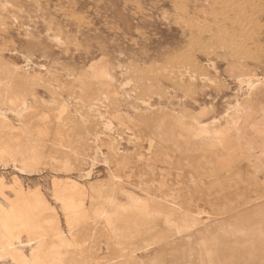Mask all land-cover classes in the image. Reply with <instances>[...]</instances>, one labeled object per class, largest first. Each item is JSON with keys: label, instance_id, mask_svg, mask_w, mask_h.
<instances>
[{"label": "rangeland", "instance_id": "rangeland-1", "mask_svg": "<svg viewBox=\"0 0 264 264\" xmlns=\"http://www.w3.org/2000/svg\"><path fill=\"white\" fill-rule=\"evenodd\" d=\"M0 264H264V0H0Z\"/></svg>", "mask_w": 264, "mask_h": 264}, {"label": "bare ground", "instance_id": "bare-ground-1", "mask_svg": "<svg viewBox=\"0 0 264 264\" xmlns=\"http://www.w3.org/2000/svg\"><path fill=\"white\" fill-rule=\"evenodd\" d=\"M250 1V0H249ZM213 3H215V2H213ZM227 3V2H226ZM189 4V3H188ZM225 5V4H224ZM249 5V4H248ZM218 7V6H217ZM242 7V6H241ZM249 7V6H248ZM248 11V10H247ZM262 14V13H261ZM163 16V15H162ZM248 23V22H247ZM242 26V25H241ZM240 26V27H241ZM218 28V27H217ZM255 28V27H254ZM262 30V29H261ZM51 31V30H50ZM232 31V30H231ZM241 31V30H240ZM209 32V31H208ZM197 33H199V32H197ZM241 36V35H240ZM252 38V37H251ZM255 44V43H254ZM165 71V70H164ZM165 74V73H164ZM168 76V75H167ZM194 90L192 89V92H193ZM241 92V91H240ZM159 94V93H158ZM164 98V97H163ZM198 131V130H197ZM209 133H208V131H206V129L205 128H200L199 129V131L197 132V135L198 136H206V135H208ZM55 224V223H54ZM67 238V237H66Z\"/></svg>", "mask_w": 264, "mask_h": 264}]
</instances>
